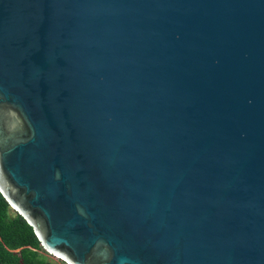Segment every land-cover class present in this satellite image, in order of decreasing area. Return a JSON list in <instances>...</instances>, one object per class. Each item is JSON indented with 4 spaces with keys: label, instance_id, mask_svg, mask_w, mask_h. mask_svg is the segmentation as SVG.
<instances>
[{
    "label": "water",
    "instance_id": "obj_1",
    "mask_svg": "<svg viewBox=\"0 0 264 264\" xmlns=\"http://www.w3.org/2000/svg\"><path fill=\"white\" fill-rule=\"evenodd\" d=\"M0 192L69 264H264V0H0Z\"/></svg>",
    "mask_w": 264,
    "mask_h": 264
},
{
    "label": "trees",
    "instance_id": "obj_2",
    "mask_svg": "<svg viewBox=\"0 0 264 264\" xmlns=\"http://www.w3.org/2000/svg\"><path fill=\"white\" fill-rule=\"evenodd\" d=\"M0 264H58L45 254L34 230L0 192Z\"/></svg>",
    "mask_w": 264,
    "mask_h": 264
},
{
    "label": "rangeland",
    "instance_id": "obj_3",
    "mask_svg": "<svg viewBox=\"0 0 264 264\" xmlns=\"http://www.w3.org/2000/svg\"><path fill=\"white\" fill-rule=\"evenodd\" d=\"M45 254L48 257V259L58 263V264H68L66 261L62 260L61 258L55 256L53 253H49L45 250Z\"/></svg>",
    "mask_w": 264,
    "mask_h": 264
},
{
    "label": "bare ground",
    "instance_id": "obj_4",
    "mask_svg": "<svg viewBox=\"0 0 264 264\" xmlns=\"http://www.w3.org/2000/svg\"><path fill=\"white\" fill-rule=\"evenodd\" d=\"M52 253V252H51ZM55 256H57V257H59V258H61V259H63L64 260V258L63 257H61L60 255H57V254H55V253H53ZM64 261H66V260H64ZM67 262V261H66ZM68 263V262H67ZM69 264V263H68Z\"/></svg>",
    "mask_w": 264,
    "mask_h": 264
}]
</instances>
